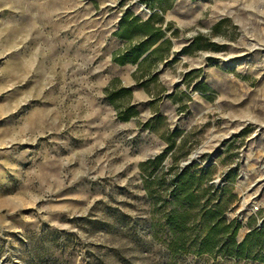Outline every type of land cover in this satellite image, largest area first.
Here are the masks:
<instances>
[{"label": "rangeland", "instance_id": "obj_1", "mask_svg": "<svg viewBox=\"0 0 264 264\" xmlns=\"http://www.w3.org/2000/svg\"><path fill=\"white\" fill-rule=\"evenodd\" d=\"M210 210L264 227V0H0V264H264Z\"/></svg>", "mask_w": 264, "mask_h": 264}, {"label": "trees", "instance_id": "obj_2", "mask_svg": "<svg viewBox=\"0 0 264 264\" xmlns=\"http://www.w3.org/2000/svg\"><path fill=\"white\" fill-rule=\"evenodd\" d=\"M146 27L151 35L153 29L148 25H146ZM126 31L128 32V29H126ZM126 31L122 33L124 36L128 34ZM114 59L119 63L125 61L124 55ZM140 59L141 56L138 49L133 50L132 61L138 62ZM160 159L161 156H157V165H159ZM189 169L190 166H186L179 173L174 174L171 179V185L173 186L171 194L177 196L178 199L184 198L187 199L189 203H192L196 201V196L190 192V189L195 185V181L192 174L189 173ZM203 170L206 169L204 168ZM191 181H194V183ZM218 212V210L208 211V219L211 223L208 225L207 233L200 245L202 247L201 249L205 252H220L222 255L247 259L258 258V260L264 261V227L250 230L241 241L237 242L235 240L237 224L233 221L224 223L221 218H217ZM187 215V212L180 214V229L183 228ZM168 217L170 220H176V217L173 215H169ZM219 233H222L221 239L217 237Z\"/></svg>", "mask_w": 264, "mask_h": 264}, {"label": "built area", "instance_id": "obj_3", "mask_svg": "<svg viewBox=\"0 0 264 264\" xmlns=\"http://www.w3.org/2000/svg\"><path fill=\"white\" fill-rule=\"evenodd\" d=\"M254 209H257V207H254Z\"/></svg>", "mask_w": 264, "mask_h": 264}]
</instances>
